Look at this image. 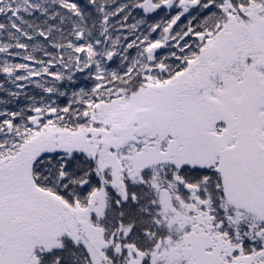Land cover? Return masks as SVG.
Segmentation results:
<instances>
[{"label": "snow or ice", "instance_id": "snow-or-ice-1", "mask_svg": "<svg viewBox=\"0 0 264 264\" xmlns=\"http://www.w3.org/2000/svg\"><path fill=\"white\" fill-rule=\"evenodd\" d=\"M0 264H264V0H0Z\"/></svg>", "mask_w": 264, "mask_h": 264}]
</instances>
